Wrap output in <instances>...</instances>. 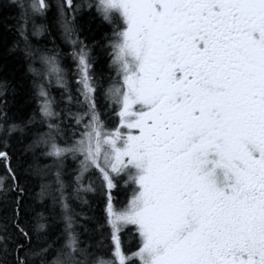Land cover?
I'll return each instance as SVG.
<instances>
[{
    "label": "snow or ice",
    "instance_id": "obj_1",
    "mask_svg": "<svg viewBox=\"0 0 264 264\" xmlns=\"http://www.w3.org/2000/svg\"><path fill=\"white\" fill-rule=\"evenodd\" d=\"M0 264H264V0H0Z\"/></svg>",
    "mask_w": 264,
    "mask_h": 264
}]
</instances>
